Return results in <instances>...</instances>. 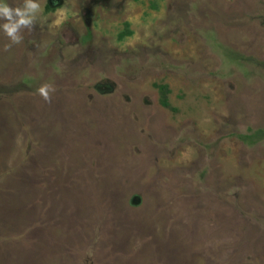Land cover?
<instances>
[{
	"label": "rangeland",
	"instance_id": "obj_1",
	"mask_svg": "<svg viewBox=\"0 0 264 264\" xmlns=\"http://www.w3.org/2000/svg\"><path fill=\"white\" fill-rule=\"evenodd\" d=\"M37 2L0 32V264H264V0Z\"/></svg>",
	"mask_w": 264,
	"mask_h": 264
},
{
	"label": "clouds",
	"instance_id": "obj_2",
	"mask_svg": "<svg viewBox=\"0 0 264 264\" xmlns=\"http://www.w3.org/2000/svg\"><path fill=\"white\" fill-rule=\"evenodd\" d=\"M41 11V5L37 0H24L21 6L12 7L0 0V32L9 41L4 46V51H9L13 45L22 42V33L27 30H34L35 22ZM53 85L45 83L41 85L37 94L48 103L51 101V95L55 92Z\"/></svg>",
	"mask_w": 264,
	"mask_h": 264
},
{
	"label": "trees",
	"instance_id": "obj_3",
	"mask_svg": "<svg viewBox=\"0 0 264 264\" xmlns=\"http://www.w3.org/2000/svg\"><path fill=\"white\" fill-rule=\"evenodd\" d=\"M127 34H130V32H127ZM123 36V35H122ZM122 38V37H121ZM163 92H164V94H165V92H167V88L166 87H164V86H161V87H159ZM163 104L165 105V106H168V103H167V101L166 100H164L163 101Z\"/></svg>",
	"mask_w": 264,
	"mask_h": 264
}]
</instances>
